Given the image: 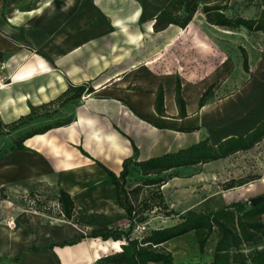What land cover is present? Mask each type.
Returning a JSON list of instances; mask_svg holds the SVG:
<instances>
[{"label": "crops", "instance_id": "0c3cea01", "mask_svg": "<svg viewBox=\"0 0 264 264\" xmlns=\"http://www.w3.org/2000/svg\"><path fill=\"white\" fill-rule=\"evenodd\" d=\"M168 1L0 0V149L30 129L51 126L25 138V149L0 156V193L14 196L41 192V187L60 188L74 202L73 216L65 221L28 207L22 196L0 197V259H5L1 264H93L120 251L122 241L88 236L98 227L127 226L114 185L97 162L118 175L122 162L133 158V146L137 160L143 161L207 137L217 143L243 136L264 118V54L236 89L223 96L211 94L201 107L199 99L212 85L213 74L164 69L163 57L170 48L183 55L188 47L197 46L199 55L210 57L207 49L213 43L214 28L222 29L208 24L198 10L183 29L169 25L153 32V19ZM236 2L230 0L232 10L244 17H255L261 9L260 0L256 12L254 7L238 9ZM177 78L185 102L183 118L178 117L175 103ZM70 83L87 84L93 91L39 108L55 100ZM159 85L166 116L154 109ZM190 88L195 97L188 106ZM31 108L37 117L30 124L5 128ZM209 163L187 166L192 178L187 185L199 182L201 167ZM180 177L168 180L162 189ZM137 182L129 176L125 189ZM221 206L205 209L202 205L197 210L191 204L178 212ZM183 238L196 247L193 232L163 245L173 253L174 246L185 243L179 241ZM67 241L74 243L58 246Z\"/></svg>", "mask_w": 264, "mask_h": 264}, {"label": "trees", "instance_id": "16d2710c", "mask_svg": "<svg viewBox=\"0 0 264 264\" xmlns=\"http://www.w3.org/2000/svg\"><path fill=\"white\" fill-rule=\"evenodd\" d=\"M260 5L261 9L255 17H244L232 10L230 0H169L154 17L152 30L157 33L165 30L169 25L183 29L199 10L210 25L229 31L243 29L250 33L261 32L264 34V0H260ZM242 67L245 72H248L245 54L242 59ZM210 89L211 86L200 97L198 102L200 107L204 105ZM92 91L91 86L87 84L73 85L70 83L55 100L43 104L39 108L45 109L62 101L79 98L84 93ZM175 103L178 108V117H185V102L181 97L178 78L175 83ZM154 109L159 116H166L162 85H159L156 91ZM35 110V108H31L30 113L5 125V128L14 130L30 124L37 117ZM152 124L158 128H164L160 124ZM50 127L30 129L6 148L0 150L6 153L25 149L22 145L25 138L43 133ZM190 130L189 128L182 129L186 132ZM263 138L264 118L254 129L243 136H230L217 143L207 137L175 152L165 153L143 161L137 160L136 148L133 146V158L125 159L122 162V169L118 175L97 162L114 185L118 205L126 213L127 228L98 227L90 231L88 236L91 238L123 242L120 245V251L106 254L93 264H176L173 253L163 244L189 232L194 234L198 253L200 256L203 254L204 260L202 259L203 262L200 261L201 263L198 264H264V198L255 204H251L249 201H235L217 209L187 210L180 213L167 204L161 190L168 180L177 176L176 169L225 159L235 153L250 150ZM80 152L89 157L82 149ZM134 169L137 170L141 179L133 188L127 190L125 184ZM259 178V176H255L238 182L232 179L227 182L225 189L242 186ZM39 194L36 190L28 192V199L33 200V204L30 206L32 209L53 214L65 221L71 220L74 213V202L68 193L60 188L56 191V210L46 200H41ZM0 197L4 199L5 195L0 193ZM153 214H161L164 218L177 216L178 221L172 225L148 229L145 222ZM137 224H144V231L136 233L134 228ZM73 243L74 241H67L58 244V246ZM204 248H206L205 253Z\"/></svg>", "mask_w": 264, "mask_h": 264}, {"label": "rangeland", "instance_id": "374dc122", "mask_svg": "<svg viewBox=\"0 0 264 264\" xmlns=\"http://www.w3.org/2000/svg\"><path fill=\"white\" fill-rule=\"evenodd\" d=\"M258 1L237 0L235 6L243 11L254 7L256 12L258 11ZM214 30L215 32L212 36L213 43L207 49V52L211 54L210 57L203 58L201 54L199 55L200 50L197 49V46L188 47L183 51V55L177 53L181 50L175 51L173 48H170V50L165 52L166 54L163 57L165 63L164 69L166 71H170L172 68H179L183 73L202 72L203 74H213L212 85L208 94L209 97L211 94L223 96L231 93L240 85L243 78L250 75V70L256 65L258 58L264 54V34L250 33L245 30L237 32H226L216 28ZM188 52L191 55L185 54ZM244 54L247 57L248 72H245L242 67ZM226 59V63H223ZM186 95L189 106L195 97V92L190 88ZM3 153L5 151L0 150V156ZM186 167L181 172H177V175H181L180 178L170 182L164 190L161 187L165 200L174 203L172 208H175L177 212L181 207L191 204L193 208L197 210L200 208L202 210V205L205 209H208L235 201H249L264 194V138L249 151L235 153L225 159L212 161L205 167H201L203 173L201 175L202 179L192 186L187 185L191 182L192 178L188 177L191 172ZM134 172L135 174H133ZM134 172L131 171L130 176L139 181L141 178L139 175L137 176V170L134 169ZM255 176H259L260 178L248 182L243 186L225 189L227 182L232 179L238 182ZM40 191L38 194L40 193L41 200H46L56 210V203L54 201L56 191L46 187H41ZM20 196H22L28 207L33 204V200L28 199V193L15 194L14 196L13 194H9L4 199L8 197L20 199ZM59 218L61 219V217ZM177 221V216L164 218L161 214H153L145 222V226L151 229L172 225ZM179 241L182 243L184 241L185 243L177 245L182 250L176 253V255L173 254L176 264H198L200 261L203 262V254L200 256L193 241L186 242L184 238ZM174 248L172 249L173 251ZM205 252L206 248H204ZM3 260L5 259H0V264Z\"/></svg>", "mask_w": 264, "mask_h": 264}, {"label": "built area", "instance_id": "2783aa9c", "mask_svg": "<svg viewBox=\"0 0 264 264\" xmlns=\"http://www.w3.org/2000/svg\"><path fill=\"white\" fill-rule=\"evenodd\" d=\"M56 208H57V205H56ZM9 225H13L12 221L9 222ZM145 227L143 224H137L135 226V232L136 233H141L142 231H144Z\"/></svg>", "mask_w": 264, "mask_h": 264}, {"label": "water", "instance_id": "95a60500", "mask_svg": "<svg viewBox=\"0 0 264 264\" xmlns=\"http://www.w3.org/2000/svg\"><path fill=\"white\" fill-rule=\"evenodd\" d=\"M262 198H264V194H263L262 196H257V197H255V198L250 199V200H249V203H251V204H255L258 200H260V199H262Z\"/></svg>", "mask_w": 264, "mask_h": 264}, {"label": "bare ground", "instance_id": "6f19581e", "mask_svg": "<svg viewBox=\"0 0 264 264\" xmlns=\"http://www.w3.org/2000/svg\"><path fill=\"white\" fill-rule=\"evenodd\" d=\"M219 198V197H218ZM217 201V200H216ZM10 227V226H9ZM173 243V242H172ZM175 248H174V251H173V254L174 255H176V253H179V251H181L182 250V248H179V246L177 247V245L176 246H174ZM175 257V256H174Z\"/></svg>", "mask_w": 264, "mask_h": 264}]
</instances>
